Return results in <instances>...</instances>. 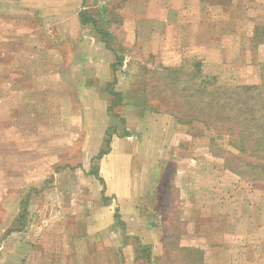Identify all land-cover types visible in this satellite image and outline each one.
<instances>
[{"label":"rangeland","instance_id":"obj_1","mask_svg":"<svg viewBox=\"0 0 264 264\" xmlns=\"http://www.w3.org/2000/svg\"><path fill=\"white\" fill-rule=\"evenodd\" d=\"M147 2L111 53L0 0V264H264V0Z\"/></svg>","mask_w":264,"mask_h":264},{"label":"crops","instance_id":"obj_2","mask_svg":"<svg viewBox=\"0 0 264 264\" xmlns=\"http://www.w3.org/2000/svg\"><path fill=\"white\" fill-rule=\"evenodd\" d=\"M88 1L89 0H60L57 7L58 15L56 18H53L54 21L50 23L51 27L56 29L58 34L61 35L59 37L60 41L68 44L76 43V47H78L79 44L83 46L86 42L92 44L100 43L105 49H109L108 51L113 52L114 49L110 50V47L108 48V43L106 42L107 39L116 38L114 34H116L117 29H119L118 32L123 29H132V34L130 36H126L124 31H122L121 35L119 33L116 34L118 37L125 38V44H128L127 38H135V27L137 24L134 18L135 10L133 6L135 5L131 3L133 0H90V4H88ZM147 1V6L143 4V7L140 5V8L146 13L143 18L152 21L154 25L158 26V28L155 27L161 31L158 30L160 33H158L159 41L166 44L169 43L171 38L168 33L171 32L172 37V34L177 27L180 29V33L175 40L178 43H182V40L184 39V31L181 27L184 23L177 20L178 16L176 17V22L173 21V19L176 12L177 14H183V12L179 13L180 8L185 9L186 3L182 4L181 7L177 6V4L182 3V0H153L154 8L152 9L150 5L152 0L151 2L150 0ZM91 8L99 9V11L86 17L85 10L89 11ZM105 16L106 18L103 19ZM79 50L80 49L78 48V51ZM85 57L79 58L81 61L79 67L81 69L83 65L82 61L86 63L87 58ZM168 58L171 59L170 57ZM127 59L131 60L132 57L128 55L125 60ZM162 64L165 65L172 63L163 62ZM73 69L76 70V67ZM126 73L127 71L124 72V76ZM138 229L139 228H137L136 231L133 229V231L131 230L128 232L140 235L137 232ZM143 234H146V231L143 232Z\"/></svg>","mask_w":264,"mask_h":264},{"label":"trees","instance_id":"obj_3","mask_svg":"<svg viewBox=\"0 0 264 264\" xmlns=\"http://www.w3.org/2000/svg\"><path fill=\"white\" fill-rule=\"evenodd\" d=\"M114 94H116V93L114 92ZM118 95H120V94H118Z\"/></svg>","mask_w":264,"mask_h":264}]
</instances>
